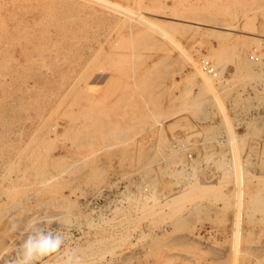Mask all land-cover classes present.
Instances as JSON below:
<instances>
[{"label": "rangeland", "instance_id": "rangeland-1", "mask_svg": "<svg viewBox=\"0 0 264 264\" xmlns=\"http://www.w3.org/2000/svg\"><path fill=\"white\" fill-rule=\"evenodd\" d=\"M254 53L264 0H0V264H264Z\"/></svg>", "mask_w": 264, "mask_h": 264}, {"label": "clouds", "instance_id": "clouds-1", "mask_svg": "<svg viewBox=\"0 0 264 264\" xmlns=\"http://www.w3.org/2000/svg\"><path fill=\"white\" fill-rule=\"evenodd\" d=\"M42 220L33 219L28 224V235L19 247L15 260L8 264H39L41 260L54 253L61 252L65 245V235L59 230L44 229L38 227ZM54 221H49V223ZM16 225H13L15 229ZM63 264H81V259L75 249L65 248L63 253Z\"/></svg>", "mask_w": 264, "mask_h": 264}, {"label": "built area", "instance_id": "built-area-1", "mask_svg": "<svg viewBox=\"0 0 264 264\" xmlns=\"http://www.w3.org/2000/svg\"><path fill=\"white\" fill-rule=\"evenodd\" d=\"M249 59L257 63H264V55L261 53H254L253 55L249 56ZM201 70L211 77H216L218 73L210 61H202Z\"/></svg>", "mask_w": 264, "mask_h": 264}, {"label": "crops", "instance_id": "crops-1", "mask_svg": "<svg viewBox=\"0 0 264 264\" xmlns=\"http://www.w3.org/2000/svg\"><path fill=\"white\" fill-rule=\"evenodd\" d=\"M227 67H228L229 69H231L232 71H235V67H234V65H232V64H228ZM236 72H237V74H240V73H241V75H244V74H245L244 71L241 72L240 69H239L238 71L236 70ZM255 74H256V76L259 75V76H261L262 78H264V71H261V73H255ZM253 76H255V75H253ZM259 80H261V79H259ZM259 80H257V81H259ZM261 81L264 82V79L261 80ZM251 98L254 99V97L252 96V94H251ZM250 108L252 109L253 112H255V113L258 115L257 118H258L259 121H261V119L264 118V105H262V104L259 103L258 101H252V103H251V107H250Z\"/></svg>", "mask_w": 264, "mask_h": 264}, {"label": "bare ground", "instance_id": "bare-ground-1", "mask_svg": "<svg viewBox=\"0 0 264 264\" xmlns=\"http://www.w3.org/2000/svg\"><path fill=\"white\" fill-rule=\"evenodd\" d=\"M192 61V64H191V68L193 69V74L196 78H198L204 85H206L208 83V78L206 76H204L202 73H201V70L197 64V62L193 59L191 60ZM205 74V73H204ZM193 76V77H194ZM213 78V77H211ZM207 82V83H206ZM206 83V84H205ZM209 85V84H208Z\"/></svg>", "mask_w": 264, "mask_h": 264}]
</instances>
